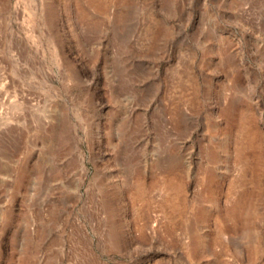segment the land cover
<instances>
[{
	"label": "rangeland",
	"instance_id": "374dc122",
	"mask_svg": "<svg viewBox=\"0 0 264 264\" xmlns=\"http://www.w3.org/2000/svg\"><path fill=\"white\" fill-rule=\"evenodd\" d=\"M0 264H264V0H0Z\"/></svg>",
	"mask_w": 264,
	"mask_h": 264
},
{
	"label": "bare ground",
	"instance_id": "6f19581e",
	"mask_svg": "<svg viewBox=\"0 0 264 264\" xmlns=\"http://www.w3.org/2000/svg\"><path fill=\"white\" fill-rule=\"evenodd\" d=\"M226 115H227V120H226L227 122L226 123H227V126L229 128V133L227 134V136L231 137L233 135V138H234V149H233V153H232L231 158H233L234 165L236 167H238V166L240 167L241 163H242V158L244 155V153H243L244 146L247 145V143L248 144L251 143L252 140H251L250 135H247V134L238 135L236 129L234 130L233 125H234V121L237 117V112H236V108L233 107L232 104L226 108ZM243 127H245V123L242 124V122L240 121L239 122V129L242 132H243ZM236 207H237V205H236Z\"/></svg>",
	"mask_w": 264,
	"mask_h": 264
}]
</instances>
